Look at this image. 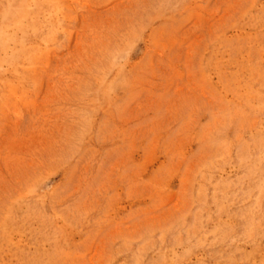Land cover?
<instances>
[{
    "label": "rangeland",
    "instance_id": "374dc122",
    "mask_svg": "<svg viewBox=\"0 0 264 264\" xmlns=\"http://www.w3.org/2000/svg\"><path fill=\"white\" fill-rule=\"evenodd\" d=\"M0 264H264V0H0Z\"/></svg>",
    "mask_w": 264,
    "mask_h": 264
}]
</instances>
